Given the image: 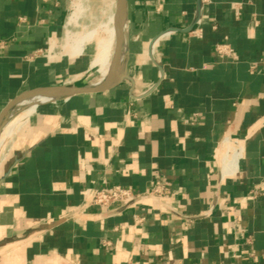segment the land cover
<instances>
[{
    "label": "crops",
    "instance_id": "obj_1",
    "mask_svg": "<svg viewBox=\"0 0 264 264\" xmlns=\"http://www.w3.org/2000/svg\"><path fill=\"white\" fill-rule=\"evenodd\" d=\"M75 1L0 0V117L40 89L103 87L96 42H64L91 30L82 4L69 24ZM126 4L122 75L0 143V264H264V0H209L201 37L197 0ZM114 184L140 198L92 204Z\"/></svg>",
    "mask_w": 264,
    "mask_h": 264
},
{
    "label": "bare ground",
    "instance_id": "obj_2",
    "mask_svg": "<svg viewBox=\"0 0 264 264\" xmlns=\"http://www.w3.org/2000/svg\"><path fill=\"white\" fill-rule=\"evenodd\" d=\"M118 2L120 3V12L118 13V15H116V13L112 14L110 16V20H108L107 23H104L102 25V26H105V28L106 27L109 28L111 30V33L109 35L107 48L102 50V51H99V53H98V58L96 59L97 60V67H96L97 69H96L95 75L93 76V78L89 82L88 86H91V87L106 86V84L110 83L111 81L117 80L122 75L123 64H124V61L126 58V49H127L124 34H123L124 33V30H123V23H124L123 13L126 14L127 4H126V2H124V0H118ZM75 6L77 7V11L74 12V14L70 17V19L68 21L69 24H71V25H73V24L76 25L78 23L79 12H80V10H82L81 2L79 0H77L75 2ZM118 8H119V5H118ZM94 33H95L94 28L91 30H88L84 33H81L80 36L75 40V42L72 46V49H75L74 52L82 51V49H84V47H85V44L89 40L93 39ZM118 34H119V40H118V44H117V41L115 43L114 40H117L116 36ZM111 84H113V83H111ZM108 85H110V84H108ZM90 89H97V88H90ZM58 90L59 89H51V90L45 91V89H43V90H39V91H35V92H30V93H27L26 95H24L22 97L23 99L21 98V100L20 101L18 100L19 102L17 101L16 103L18 105H20L23 110L26 111V114H29L39 104L46 103L49 101H57L58 99L63 97L57 93V92H60ZM16 103H14V104H16ZM16 114H18V113H16ZM5 116H6V114L4 115V117ZM4 117L2 118L0 125L2 124ZM16 123H17V121H16ZM16 123L13 122L11 124L4 126L2 129H0V133L3 136V138L1 139L2 141L14 132V127L16 126ZM3 146H4V144H3ZM237 160H238V154H236V155L234 154L233 158H231V159H225L224 160V166H225L226 171H228V170L230 171V169H231L230 167H232V164L237 163Z\"/></svg>",
    "mask_w": 264,
    "mask_h": 264
},
{
    "label": "rangeland",
    "instance_id": "obj_3",
    "mask_svg": "<svg viewBox=\"0 0 264 264\" xmlns=\"http://www.w3.org/2000/svg\"><path fill=\"white\" fill-rule=\"evenodd\" d=\"M79 1L81 2L82 6L85 8V13L87 14V17H88V21L87 22H88L89 27L91 29H93V28L95 29V33H94L93 39L89 40L88 42H90L92 40L95 41L96 42V52L99 53V51H102V50L107 48L109 35L111 33V30L109 28H107V27L105 28V26H102V25L104 23H107L108 20H110V16L112 14L116 13V15H118V13L120 12V6H119V8H117V0H79ZM75 2H74V7H75ZM126 13H127V11H126ZM126 15L127 14L123 13V16H124V23H123L124 33H125V27H126ZM79 36H80V34L70 33L68 31L64 42H65L66 45H69L72 48L75 40ZM116 39L117 40H114V41H115V43L117 41V44H118L119 34L116 36ZM76 52H80V51H76ZM95 56L96 55H94V58H95ZM97 58H98V54H97L96 59ZM96 59L93 62V67H94V70L92 71L93 76L95 75V72H96V69H97L96 68L97 67V60ZM115 81L116 80L111 81L108 84H111V83H113ZM108 84H106V85H108ZM33 112H31V113H33ZM16 113H18V114H16ZM29 115L26 114V111L23 110L20 105L14 104V106L12 108H10V110L7 113L6 117L3 119V122L0 125V129H2L4 126H6L8 124H11L13 122L14 123H16V121H17V123L21 122L24 117H27ZM15 128H16V126L14 127V130H15ZM0 136H1L0 137V141H1L0 143H1L2 147H3V143L5 142L4 140L8 139L9 136L7 138H5L3 141L1 140L3 138L1 133H0Z\"/></svg>",
    "mask_w": 264,
    "mask_h": 264
},
{
    "label": "built area",
    "instance_id": "obj_4",
    "mask_svg": "<svg viewBox=\"0 0 264 264\" xmlns=\"http://www.w3.org/2000/svg\"><path fill=\"white\" fill-rule=\"evenodd\" d=\"M209 0H197L196 13L194 18V25L198 28H188V31L198 37L203 34V29L201 27L203 21V9ZM168 31L166 33H170ZM217 53L222 58H236V51L227 42L218 43L216 45ZM255 68V65L253 66ZM164 186H157L151 190L152 194H162L164 193ZM140 198V194L136 193L132 188L124 187L119 184H114L109 187H104L96 191L92 204L101 207L107 211L114 210L118 205L124 206L131 202H134Z\"/></svg>",
    "mask_w": 264,
    "mask_h": 264
},
{
    "label": "water",
    "instance_id": "obj_5",
    "mask_svg": "<svg viewBox=\"0 0 264 264\" xmlns=\"http://www.w3.org/2000/svg\"><path fill=\"white\" fill-rule=\"evenodd\" d=\"M124 2H126V0H124ZM108 85L97 88V89H90L87 87H66V88H62L59 89L57 92L58 94H60L61 96H66V95H71V94H77V93H84V92H91V91H97V90H102L105 89ZM43 90V89H40ZM45 90H51V89H45ZM39 91V90H37ZM35 92V91H34ZM23 96L18 97L17 99H15L8 107H6V109L3 111L1 117H0V123L2 121V118L4 117V115L6 114V112L9 110V108L16 103L18 100H20ZM132 203V202H131ZM130 204V203H129ZM128 205V204H127Z\"/></svg>",
    "mask_w": 264,
    "mask_h": 264
}]
</instances>
